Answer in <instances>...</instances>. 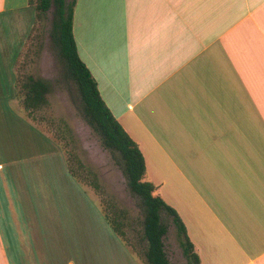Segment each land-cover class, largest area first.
Wrapping results in <instances>:
<instances>
[{"label": "crops", "instance_id": "crops-1", "mask_svg": "<svg viewBox=\"0 0 264 264\" xmlns=\"http://www.w3.org/2000/svg\"><path fill=\"white\" fill-rule=\"evenodd\" d=\"M34 18L0 0V134ZM73 36L200 263L264 264V0H76ZM7 155L0 264H145L85 186L54 192Z\"/></svg>", "mask_w": 264, "mask_h": 264}, {"label": "rangeland", "instance_id": "rangeland-1", "mask_svg": "<svg viewBox=\"0 0 264 264\" xmlns=\"http://www.w3.org/2000/svg\"><path fill=\"white\" fill-rule=\"evenodd\" d=\"M32 1L30 7L35 13L33 5L37 0ZM52 17L51 7L42 17L34 18L13 66L14 95L9 103L11 108L6 109L12 120L1 127L0 162L10 168L7 153L11 152L15 170L25 174L51 173L50 186L54 192H61L65 186L68 189L72 185L85 186L101 210L113 206L110 209L122 215L127 244L139 259L144 260L142 251L145 243L139 241L145 214L143 204L127 185L119 155L102 145L99 135L85 119L79 92L65 74L63 61L50 37ZM28 75L45 79L51 86L47 105L33 114L23 108L21 99L17 97L16 81L23 82ZM7 79L0 77L4 86ZM66 158L77 173L79 184L72 183L74 178L67 174ZM65 174L68 178L63 176ZM92 182L97 184V188ZM61 201L65 203L61 199L56 202ZM67 201L75 203L76 195L69 193ZM162 220L167 225L164 251L170 264H191L183 253L182 237L171 217L163 212Z\"/></svg>", "mask_w": 264, "mask_h": 264}, {"label": "trees", "instance_id": "trees-1", "mask_svg": "<svg viewBox=\"0 0 264 264\" xmlns=\"http://www.w3.org/2000/svg\"><path fill=\"white\" fill-rule=\"evenodd\" d=\"M76 0H37L34 3L35 18H40L52 7V25L50 37L57 47L63 61L65 74L76 85L82 101L85 119L99 135L102 145L117 153L122 163L123 172L130 191L138 196L144 207L143 231L139 238L144 242L142 251L145 264H170L164 251V237L167 225L162 220V213L171 217L179 236L182 237L183 253L191 264H201L194 246L187 237L185 226L177 212L169 206L160 195L155 193L157 185L149 179L145 159L137 143L125 131L110 109L101 98L97 83L85 63L77 54L73 36V13ZM29 5L33 4L28 0ZM17 97L29 114L47 105V94L50 92L49 81L31 75L22 81H16ZM69 174L78 180L77 173L65 159ZM97 188V184L92 182ZM113 206H110V208ZM110 208L101 210L111 229L125 243L128 238L122 215Z\"/></svg>", "mask_w": 264, "mask_h": 264}]
</instances>
